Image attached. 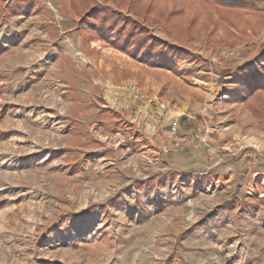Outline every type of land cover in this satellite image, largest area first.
Masks as SVG:
<instances>
[{
    "label": "rangeland",
    "instance_id": "1",
    "mask_svg": "<svg viewBox=\"0 0 264 264\" xmlns=\"http://www.w3.org/2000/svg\"><path fill=\"white\" fill-rule=\"evenodd\" d=\"M37 1L41 11L12 15L0 0V264H264V125L230 101L264 64V1L231 27L213 9L212 38L204 5L143 0L154 13L184 8L168 28L141 21L190 51L169 56L177 72L111 41L85 53L70 0ZM94 5L135 18L114 0ZM194 146L200 165L184 162Z\"/></svg>",
    "mask_w": 264,
    "mask_h": 264
},
{
    "label": "trees",
    "instance_id": "2",
    "mask_svg": "<svg viewBox=\"0 0 264 264\" xmlns=\"http://www.w3.org/2000/svg\"><path fill=\"white\" fill-rule=\"evenodd\" d=\"M107 1V0H102ZM119 6L128 5L130 12L135 16H124L117 10H111L106 7L95 6V0H70L69 7L75 12L81 14L79 20L73 18L76 22V29L82 38V50L87 54L96 51L91 46V41L99 39L102 41L112 42V45L123 52L133 54L136 57L144 58L150 64L155 66L169 67L174 72L178 71L174 63L169 62L171 54L178 56H190V51L184 47H175L169 45L157 37L150 34L144 21L151 19V23H163L173 25L174 19L184 12V8L175 6L163 13H154L152 4L145 5L143 0H114ZM204 5L211 11L216 9L220 13L222 20L226 25L236 26L238 20L250 10H260L257 3L264 0H194ZM43 5L37 0H12L8 9L10 14L36 13L41 11ZM264 11V9H263ZM214 10L209 21L205 24L208 37H215V30L218 27L219 19L214 18ZM144 20L143 22H141ZM198 19L190 18L189 23L184 26L186 35L194 32ZM213 24V29H209ZM188 33V34H187ZM222 41V40H219ZM127 72V70H124ZM130 71H128V74ZM127 74V75H128ZM264 64L258 69L250 68L245 71L241 81L236 85L234 94L230 101L249 103L254 119L261 125H264V106L260 101L264 95ZM256 97L258 102H252ZM185 124V120H182ZM117 124H120L117 121Z\"/></svg>",
    "mask_w": 264,
    "mask_h": 264
},
{
    "label": "crops",
    "instance_id": "3",
    "mask_svg": "<svg viewBox=\"0 0 264 264\" xmlns=\"http://www.w3.org/2000/svg\"><path fill=\"white\" fill-rule=\"evenodd\" d=\"M235 69L236 68H231V72H233V71H235ZM240 70L241 69H238V73H240V75H241V72H240ZM237 75L235 74L234 75V77H236ZM204 83H207V82H204ZM212 84H214V83H212ZM236 84H234L233 86H232V89H233V91H232V93L231 94H233L234 93V90H235V88H236V86H235ZM235 86V87H234ZM218 88H219V86H218ZM232 106V105H231ZM230 107V106H229ZM229 107H227V109H228V111L227 112H229V110H230V108ZM223 112V116H225V111H226V109H223L222 110ZM198 130H199V127L198 126H194V127H192L188 132L189 133H193V132H198ZM224 134H226V133H224V132H216V133H212V135H211V139H210V141L209 142H225V139H224ZM177 139L178 140H180V142L181 141H184L183 139H182V137H177ZM189 138L187 137V140H188ZM195 147V148H194ZM193 148V150H190V152H188L187 153V155H185L186 156V159H185V163H188V164H190V165H200L201 163H202V161H203V153L202 152H200V149H198L197 147L198 146H194ZM214 151H216L215 149H213ZM217 152V151H216ZM183 162V161H182ZM196 167H200V166H196ZM231 177H233V175H230L228 178H231ZM264 176H262L259 180L258 179H254V182H255V184L256 185H258V184H261V185H263L264 184V178H263Z\"/></svg>",
    "mask_w": 264,
    "mask_h": 264
},
{
    "label": "built area",
    "instance_id": "4",
    "mask_svg": "<svg viewBox=\"0 0 264 264\" xmlns=\"http://www.w3.org/2000/svg\"><path fill=\"white\" fill-rule=\"evenodd\" d=\"M228 56H232V55H230V53H226L225 54V57H228ZM213 61H215V62H217L216 60L217 59H212ZM258 65V61L257 60H255L254 62H253V67H256ZM119 88V87H118ZM128 89L130 90V91H132L133 93H135L137 96H142V97H144V93H140V91H139V89L136 87V86H129L128 87ZM182 115H185V114H182ZM182 117V116H181ZM186 118H188V120L189 119H197V116L196 115H193V114H186ZM179 122H180V120H179V118H174L173 120H172V122H171V130L174 132V133H177L178 131H179V129H180V124H179ZM170 150L171 149H168V148H165L164 149V154L165 153H170Z\"/></svg>",
    "mask_w": 264,
    "mask_h": 264
}]
</instances>
